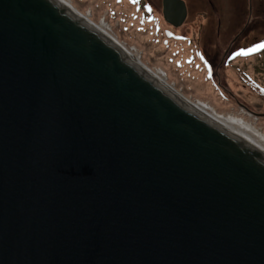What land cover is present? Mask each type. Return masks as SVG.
<instances>
[{
	"label": "water",
	"instance_id": "water-1",
	"mask_svg": "<svg viewBox=\"0 0 264 264\" xmlns=\"http://www.w3.org/2000/svg\"><path fill=\"white\" fill-rule=\"evenodd\" d=\"M77 14L0 0V264H264V154Z\"/></svg>",
	"mask_w": 264,
	"mask_h": 264
},
{
	"label": "rangeland",
	"instance_id": "rangeland-1",
	"mask_svg": "<svg viewBox=\"0 0 264 264\" xmlns=\"http://www.w3.org/2000/svg\"><path fill=\"white\" fill-rule=\"evenodd\" d=\"M65 1L82 15L92 14L91 20L126 48H137L144 66L163 73L186 100L208 104L226 116H242L264 133V0H210L215 12L209 0H185L192 15L177 28L163 18V0ZM176 38L188 54L186 64L182 53L176 56ZM231 43L232 55H238L223 64ZM202 53L215 60L213 66ZM247 136L264 147L256 134Z\"/></svg>",
	"mask_w": 264,
	"mask_h": 264
},
{
	"label": "bare ground",
	"instance_id": "bare-ground-1",
	"mask_svg": "<svg viewBox=\"0 0 264 264\" xmlns=\"http://www.w3.org/2000/svg\"><path fill=\"white\" fill-rule=\"evenodd\" d=\"M57 1H59L61 4H63L69 10L73 11L75 14L77 12L78 13L77 15H82L74 9L72 4L68 3L67 1H65V0H57ZM92 16H93L92 14L91 15H84L83 14V16H80V17H81V19L86 21L88 24H90L92 27H94L99 32H101L103 35H105L107 38H109L112 42H114L122 50H124L129 56H131V58L140 67H142L147 73H149L153 78H155L163 86L168 88L170 91H173L177 96H179L181 99H183L185 102H187L190 106H192L193 108H195L196 110H198L199 112H201L202 114H204L205 116L210 118L211 120L215 121L216 123L220 124L221 126L225 127L226 129L230 130L231 132L235 133L239 137L246 140L248 143H250L252 146L257 148L260 152H262L264 154V147L260 146L258 143H255L256 141L254 139L247 136L248 132H252V133L256 134V136H259L264 141V133L261 131H258L253 123H250L249 120L245 119L242 116L239 118V117H234L232 115L226 116L225 114L218 113L214 109H211V106H209L208 104L197 105L195 103H192V102L186 100L183 96H181L178 93V91L175 90L173 85L171 86V84L167 83L166 80H168V78L160 75L159 72L157 73L155 71H150L149 68L144 66V64L141 62V59L138 56V54L135 53V50H132L131 48H129V49L126 48V46H123L113 36H111L106 29H104L103 27H100L99 25H96L94 22H92V20L89 18ZM178 40H179V38H176L177 45H176V43H175V45L178 47L176 52H179V53H176V54L180 55L182 53L181 57H183L184 63L186 64L187 63L186 57L188 54L181 50L180 47L182 46V43H181V41H178ZM135 49L137 51V48H135ZM182 63H183V61H182Z\"/></svg>",
	"mask_w": 264,
	"mask_h": 264
},
{
	"label": "flooded vegetation",
	"instance_id": "flooded-vegetation-1",
	"mask_svg": "<svg viewBox=\"0 0 264 264\" xmlns=\"http://www.w3.org/2000/svg\"><path fill=\"white\" fill-rule=\"evenodd\" d=\"M184 2H185V4H186V10H187V18H186V20H185V22H184V24L189 20V18H190V16L192 15L191 14V12H190V8H189V5L187 4V2L185 1V0H183ZM209 5H210V8L215 12V7H214V5H215V3H214V5H213V3L209 0ZM184 24H183V26H184ZM238 37V36H237ZM241 37V36H240ZM243 38V37H242ZM236 40V39H235ZM238 40V39H237ZM236 40V41H237ZM244 40H245V38H244ZM235 41V42H236ZM243 41V40H242ZM234 42V41H233ZM232 42V43H233ZM235 42H234V44H235ZM231 43V46L227 49V50H225L224 51V60H222V63H223V61H225V59H226V62H230V61H233L234 59H235V57L238 55L237 53V51H236V53L235 54H233L232 55V48H233V44ZM236 49V48H235ZM235 51V50H234ZM261 51H263V49L261 50H259L258 52H261ZM257 52V53H258ZM249 54H251V52H249ZM255 54V53H254ZM254 54H252V55H254ZM202 56H203V58H204V62L206 63V64H208V65H212L213 66V63L215 62V60H211L210 58V55H205V54H203L202 53ZM213 59V58H212ZM224 64V63H223Z\"/></svg>",
	"mask_w": 264,
	"mask_h": 264
},
{
	"label": "trees",
	"instance_id": "trees-1",
	"mask_svg": "<svg viewBox=\"0 0 264 264\" xmlns=\"http://www.w3.org/2000/svg\"><path fill=\"white\" fill-rule=\"evenodd\" d=\"M131 26H133V25H131ZM142 27L144 28V30H146L144 26H141V28H142ZM143 34L149 35V33H148V32H147V33H145V31L143 32ZM142 40L144 41V40H145V38H143ZM176 56H178V55L176 54Z\"/></svg>",
	"mask_w": 264,
	"mask_h": 264
},
{
	"label": "snow or ice",
	"instance_id": "snow-or-ice-1",
	"mask_svg": "<svg viewBox=\"0 0 264 264\" xmlns=\"http://www.w3.org/2000/svg\"><path fill=\"white\" fill-rule=\"evenodd\" d=\"M262 47H264V46H262Z\"/></svg>",
	"mask_w": 264,
	"mask_h": 264
}]
</instances>
